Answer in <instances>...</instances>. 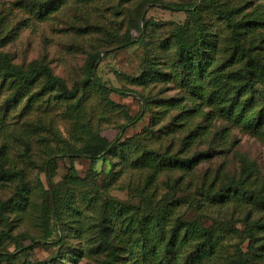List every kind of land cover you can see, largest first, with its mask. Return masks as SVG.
<instances>
[{
	"label": "rangeland",
	"instance_id": "rangeland-1",
	"mask_svg": "<svg viewBox=\"0 0 264 264\" xmlns=\"http://www.w3.org/2000/svg\"><path fill=\"white\" fill-rule=\"evenodd\" d=\"M220 1L228 9L241 7L244 22L255 23L257 18L264 20V0ZM45 2L0 0V39L4 43L0 53H9L12 63L24 69L42 62L72 88L86 78L89 57L102 51L95 66L97 77L111 87L127 91V94L115 92L110 98L125 106L132 119L140 115L128 124L125 114L119 113V107L113 108L99 95L91 97L87 108L94 128L109 141L128 138L133 141V147H124L114 157L102 158L104 154L100 155L94 165L98 188L105 192V195L101 194L102 198L107 196L140 204L135 194L144 187L146 193L154 197V205L182 196L185 200L177 203L175 215L183 213L184 218L191 220L200 218L205 226H216L222 235L211 260L204 258L191 264H220L240 258L239 248L243 252L250 249V238L242 219L249 214L252 220L264 222V141L223 118H215L211 106L203 104L198 96L185 93L171 79V68L167 63L168 56L175 51L159 48L160 41L187 22L186 8L195 3L197 7L201 0H67L56 11L44 14L40 5L35 7L34 3ZM204 15L208 26L220 34V39L233 42L224 20H219L211 10L205 11ZM193 23L191 28L195 27ZM136 25L140 30L133 28ZM259 30L264 39V23ZM129 32L134 37L147 34L142 42L118 48ZM219 47V64H226L227 69L219 66L218 70L231 71L226 61L230 51L223 55L222 42ZM225 47L223 45V49ZM259 47L254 53L264 60V43L260 42ZM148 48H152L157 59L165 63L161 66L162 76L145 87L134 83L133 78L142 74ZM45 80H37L32 92L35 93ZM1 82L2 79L0 147H5L9 165L24 172L28 203L24 210L6 211L15 225L16 242L9 240L0 245V252L10 253L11 264L39 261L98 263L96 255L87 257L83 250L87 245L85 236L93 226L94 210L101 200L83 182L70 180L67 184L66 180L72 166L80 177H86L91 160L82 156L71 161L69 157L57 154L64 147V140L75 142L70 133L72 120L66 114L63 100L55 91H48L30 102V94L13 97L14 89L8 83L2 86ZM142 96L150 98L148 109L141 101ZM202 97L207 101V94ZM245 98L246 95L240 100ZM261 107V101H253L252 111ZM122 123L127 124L124 131L121 130ZM137 142L142 143L144 149L163 152L169 147L179 157L196 160L191 173L183 177L184 183H191V186L185 189L186 184H175L173 180L182 176L183 171L166 168L157 173L152 184L146 185V177L152 170L132 165ZM52 153L54 156H50ZM233 180L243 181L245 189L262 188L261 206L257 208L254 200L223 202V195H228V183ZM18 185L19 178L0 179V204L16 194ZM220 190L222 194L218 196ZM85 191L96 198L94 206L88 205L91 196L85 198ZM53 199L58 201V209L62 210L65 220L62 226L70 235L65 233V243L58 246L54 241L61 238V225L56 226L50 208ZM45 219H49L50 226L45 224ZM115 221L118 231L126 237L133 236L132 229L121 225L120 219ZM81 224L85 225L86 232L78 229ZM2 229L3 224H0V233ZM255 235L263 237L258 243L264 247V227ZM262 250L264 252V248Z\"/></svg>",
	"mask_w": 264,
	"mask_h": 264
},
{
	"label": "trees",
	"instance_id": "trees-1",
	"mask_svg": "<svg viewBox=\"0 0 264 264\" xmlns=\"http://www.w3.org/2000/svg\"><path fill=\"white\" fill-rule=\"evenodd\" d=\"M66 1L46 0L45 3H34V6L40 5L42 13L47 14L56 11L59 5ZM220 2V0H201L197 7H195L196 3L187 7V22L178 29L172 30L170 36L160 41L159 48L164 51H175L172 56H168L167 63L171 68V79L179 84L185 93L198 96L203 100V104L211 106L215 118H223L228 123L240 126L250 135L264 141V60L254 53V49L260 48L259 43H264L259 30L264 20L257 18L254 20L255 23L244 22V18L241 17V7L228 9L224 3ZM207 10H211L219 20H224L227 23L233 42L220 39V34L208 26L204 15ZM192 21H194V28L190 27ZM144 23L146 26L149 25L147 20ZM133 28L140 30L139 25ZM146 34L144 32L142 35L134 37L129 32L128 37L118 48H128L142 42ZM220 42H222L223 55L230 51L226 60L231 67V71L228 72L218 70L219 66L227 69L226 64H219L220 58L217 57ZM3 44L0 39V48ZM223 45L226 46L224 49ZM100 52L102 51L89 57L86 78L80 84L76 83L72 88L66 85L63 78L54 75L50 68L42 62L31 65L29 69H24L12 63L9 53H0L1 84L4 86L8 83V86L14 89L13 97L30 94L29 101L31 102L39 95L55 91L56 96L63 100L67 110L66 114L72 120L71 138L77 144L64 140L65 145L57 154L65 155L71 161L82 156L91 160V168L86 177H80L74 166L70 167L66 177L67 184L70 180L81 181L85 186H89L90 191L94 192L101 200L94 210L93 226L90 233L85 236L87 245L83 252L87 257L96 255L98 257L96 264H191L192 261L200 262L204 258L211 260L222 240V235L218 233L216 226H205L200 218L191 220L184 218L183 213L175 215V207L177 203L185 200L184 197H173L166 199L165 203L154 205V197L149 192L146 193V187H144L136 191L135 194L139 198L140 204L124 202L107 196L102 198L101 194L105 195V192L98 188L94 176V165L100 155L104 154L102 158L114 157L124 147H133V141L129 138L125 141H109L94 128L87 108L91 97L99 95L105 103L112 104L113 108L119 107V113L125 114L128 124L140 118V115L132 119L125 106L111 100V94L115 92L127 94V91L111 87L97 77L95 66ZM164 63L165 61L157 59V53L153 54L152 48H148L142 74L133 78V82L145 87L150 83H155L163 74L161 66H164ZM40 79L46 80L35 90V93L32 92L33 85ZM204 93L207 94V101L202 97ZM244 95L246 98L240 100ZM149 99L146 96H142L141 99L146 109L149 108ZM254 100L261 101L262 107L259 110L252 111ZM120 126L124 131L127 124L122 123ZM141 145L142 143L137 142V147H134L137 153L132 160V165L152 170V173L146 177V185L152 184L157 173L166 168L183 171L182 176L173 180L175 184L181 186L186 184L185 189L191 186V183H184L183 177L191 173L196 160H192L188 156L179 157L178 154L172 153L169 147L163 152H158L153 148H141ZM5 154V147L1 146L0 179L19 178V185L16 194L8 200L1 201L0 204V224H3L0 233L1 246L9 240L16 242V237L13 235L15 225L6 211L14 213L18 212L19 208L24 210L28 203L25 174L22 170H15L13 166L9 165L10 161L6 159ZM228 184L226 189L228 195H223V202L232 199L238 202L254 200L257 208L261 206L262 188L245 189L243 181L238 180H233ZM104 185L103 187L107 189ZM39 186L43 188L40 183ZM219 192L218 196L222 194L221 190ZM84 194L85 198L91 196L88 191H85ZM95 200L96 198L91 196L88 205L94 206ZM50 208L56 226L61 225L59 227L61 238L54 241V245L58 246L65 243V233L70 235L63 227L65 220L62 210L58 209L56 199L52 200ZM116 219H120L121 225H125L126 229H132L133 236L126 237L125 233L122 232V234L121 230L118 231ZM242 220L246 226L245 232L250 238V249L243 252L239 248L240 258L226 260L220 264H264L262 250L264 247L258 243V241H262L263 237L255 235L256 231L263 230L264 222L252 220L249 214ZM45 224L50 226L49 219H45ZM84 227L85 225L81 224L78 229L86 232ZM9 255L10 253L0 252V264H4V262L11 264ZM34 264H51V262L39 261Z\"/></svg>",
	"mask_w": 264,
	"mask_h": 264
}]
</instances>
